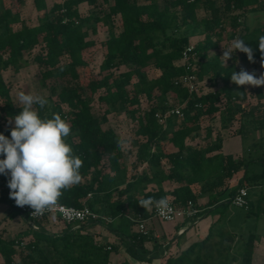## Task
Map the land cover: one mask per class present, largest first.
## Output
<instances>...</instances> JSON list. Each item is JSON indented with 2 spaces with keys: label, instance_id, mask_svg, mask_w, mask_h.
<instances>
[{
  "label": "trees",
  "instance_id": "obj_1",
  "mask_svg": "<svg viewBox=\"0 0 264 264\" xmlns=\"http://www.w3.org/2000/svg\"><path fill=\"white\" fill-rule=\"evenodd\" d=\"M25 1L0 0V133L11 138L14 123L10 124L9 120L22 111L12 97L4 71L17 68L26 53L39 48L34 59L44 71V77L71 78L64 86H52L51 94L44 96L48 104L40 110V116L50 119L53 114H60L69 122L71 134L67 142L83 160L81 181L63 191L57 203L89 207L112 221L130 213L136 220H148L152 216L151 210L141 207L138 201L166 197L161 189L147 191L149 184L156 183L161 188L165 181L180 183L184 193L177 195L174 202L179 206L187 205L190 200L196 204L192 185L207 179L227 180L243 170L238 187L222 204H232L237 190L246 187L247 209L250 213L255 212L251 192L264 186V171L254 170L255 164H264L263 142L248 146L250 154L258 147L262 150L255 158L248 156L236 161L232 155L212 154L217 148L213 144L215 133L211 126H204L203 121L222 114V105L227 101L225 113L229 118L235 113L239 115V135L243 142L250 134L264 131V117L248 107L252 90L231 82L232 73L241 69L239 62L251 65V72L255 74L260 70L258 37L264 35V23L254 26L249 20L264 13V0H52L51 6L48 0H33L42 23L14 30L13 26L22 20L15 13L13 4L22 7ZM83 4L100 7V10L96 15L85 17L81 13ZM201 9L207 13L203 18L199 15ZM116 17H119L117 21ZM98 24L107 27L109 39L104 43L101 72L90 76L86 86L82 80V70L88 67L85 53L92 46L88 40L90 30L96 33ZM228 26L231 40L244 39L245 44L254 49L255 63H250L247 55L239 51L227 65L219 56L211 57L212 52L220 49ZM194 38H197L195 42ZM191 44H194L193 54L198 59L195 69L198 80L210 76L214 83L222 82L215 91L190 92L187 87L176 84L188 73L181 59ZM148 71H153L152 78L147 76ZM87 91L92 96L99 94L98 101L107 106L136 107L131 109V117L137 121L135 134L145 141L140 147L135 169L142 163L161 169L165 161L168 170H160L157 174L147 171L130 174L125 164V149L116 147L117 139L122 136L111 127L105 128L110 110L95 115ZM254 91L259 100L264 99L261 89ZM169 94L184 106L183 116L171 115L162 123L157 114H164L172 107L165 101ZM142 97L148 103L144 109L140 107ZM200 131L204 133L202 141L188 144V139ZM168 147L174 150L167 152ZM8 179L0 178V204L12 207L14 199L9 196L10 189L1 187L8 184ZM209 200L211 205L219 204L213 195ZM204 214L197 213L196 219ZM34 223L39 230L30 227L33 237L23 246L21 240H4L0 236V256L4 264H18L15 261L18 254L22 257L21 264H111V255L118 251L114 244L101 242L87 232L89 226L99 222L79 227L65 224L64 229L54 232L51 228L58 224L47 219L34 220ZM101 224L123 236L128 258L120 264H133L131 260L151 263L165 255L167 248L163 249L158 242L153 241L152 251L146 248V243L153 240L151 232L149 235L138 231L125 234L113 229L111 222L101 221ZM217 224L211 225L204 239L169 256L164 264H253L256 244L262 237L251 232L241 242L237 233H229L225 242L216 243L221 250L217 256L210 246ZM238 252L242 256L240 261L235 256Z\"/></svg>",
  "mask_w": 264,
  "mask_h": 264
},
{
  "label": "rangeland",
  "instance_id": "obj_2",
  "mask_svg": "<svg viewBox=\"0 0 264 264\" xmlns=\"http://www.w3.org/2000/svg\"><path fill=\"white\" fill-rule=\"evenodd\" d=\"M50 6L53 4L52 0H48ZM105 7V6H104ZM101 7V8H104ZM13 8L16 14H19L21 17V23L14 25L13 29L16 30L20 27L24 26H37L42 23L40 20L41 14L36 10L33 0H26L24 6L20 7L17 3L13 4ZM100 10V7L94 8L91 5L83 4L81 6V13L85 17L96 15ZM200 18H203L207 15L204 10H199ZM119 17H116L115 20L117 21ZM250 23L254 26L258 24L264 23V13L260 14L259 17L252 19L250 17ZM97 28V32L94 33L90 30V36L88 38L89 41L92 42V46L86 51L85 58L88 62V67L82 70V80L85 82V85L88 83V79L90 76H97L101 72V67L105 58V45L104 43L109 39V32L107 27L103 24H98L95 26ZM230 33L231 28L227 29V34L221 43L224 47H228L230 41ZM195 42L197 38L193 39ZM222 45L217 52H212L211 57L215 58L219 56V58L223 55V48ZM39 52V48L32 52H28L23 57L20 65L15 69H7L4 71V76L11 88V94L15 101V103L19 104L18 102V92L24 91L25 93H31L32 95H41V96H48L51 94L52 86H64L71 78L68 77H51L47 78L44 77V71L38 66L35 62V55ZM65 62V60L63 61ZM239 67H244L251 73V65H248L244 62H239ZM259 72L256 74L257 77L261 73H264V68L261 67V63L259 65ZM147 76L152 78L153 71H148ZM87 86V85H86ZM222 86L221 81H217L214 83L212 77L208 76L205 77L202 81L199 82V93H208L211 91H215L218 87ZM247 90H252V97L249 99L248 107L252 110H255L259 113L260 116L264 117V99L259 100L257 95L255 94V89L259 88L264 92V86L254 87L251 85H246ZM102 93V92H101ZM158 93H161L160 91ZM87 94L90 98V102L93 107V112L95 115L102 114L106 109L110 110V115L108 117V123L105 125V128L111 127L113 128L119 135L122 137H126L130 139L131 143L124 147L125 149V164L130 174H142L143 171L153 172L156 173L154 167L149 166L147 163H142L139 165L138 169H135L134 164L138 157L140 156V147L145 141L142 137H137L135 131L137 129V121L131 117V109H136L134 106H125L122 107L120 104L116 107L114 106H107L103 103L98 101L99 94L91 95L90 92L87 91ZM168 105H171V108L180 107L183 110V105L179 104L178 100L175 99L174 95H167L165 99ZM227 101H225L222 105V114H217L212 120H204V126H213L215 128L220 129H227L226 134L231 136L239 135L240 130V122H239V115L235 113L233 117L229 118V115L225 113V109L227 108ZM148 105L147 99L145 97L141 98V108L144 109ZM170 108V109H171ZM217 130V129H216ZM219 130V129H218ZM221 134L224 137L223 133ZM217 133V139L214 142L215 147L220 148V143H222V138L219 137ZM253 136L246 139L243 142V149L244 155L248 158H255L262 153V150L258 147L254 153L250 154L247 148L254 142H263L264 145V131L253 133ZM192 140L195 141V137H191ZM174 149L172 147L167 148V152H171ZM150 150L149 152H152ZM264 151V150H263ZM249 153V154H248ZM4 157L0 158L3 159ZM164 167V166H163ZM162 168V167H161ZM254 170L258 173L264 171V164H255ZM0 178H9L4 175H0ZM228 183V185H227ZM239 182L237 183H230L228 180H223L221 183V190H218V196L220 198H225L229 200L230 192L238 187ZM228 186V187H226ZM2 188H8V184L1 185ZM149 187L153 188L149 185ZM222 192V193H221ZM263 194L261 197L260 195ZM200 195V194H199ZM201 196V195H200ZM198 195L194 196L196 199V208L202 212L203 209L207 208L211 203L208 198L205 197L203 200L202 205L198 203L197 197ZM251 201L254 205L255 212L250 213L247 208H238L233 204L226 206L225 204H220L214 207L211 211L207 212L204 211V215L199 218L202 219L200 229L205 231V233L201 236L198 240L204 239L208 233L209 229L212 224L218 222L216 227L213 229L214 240L210 244L214 253H217L219 256L221 253L220 247L216 246V243L225 242V239L229 233H237L238 239L244 240L246 239L251 232H255L262 237V241L256 244V257H255V264H264V186L262 188H254L251 192ZM227 202V201H226ZM8 208V207H7ZM19 213L17 211H9L7 213L6 220H9L8 223L0 221V236L4 240H21L23 245L27 244L33 237V233L30 231V227L28 224L24 223L22 219H20ZM131 225H136V218L134 217L133 213L127 215ZM198 220V219H197ZM167 223V222H166ZM165 222L157 219V224L159 228L161 226L166 227L167 224ZM185 223L193 224L192 221L185 220ZM60 225H65V223H60L56 225V227L51 228V232L59 231L58 227ZM195 225V223H194ZM193 225V226H194ZM125 232V231H123ZM93 233V232H92ZM95 235V232H94ZM21 245V246H23ZM232 245V244H231ZM233 246V245H232ZM18 250H20L18 248ZM171 256V254H166L162 257V263L164 264L166 259ZM236 257L241 260L242 256L240 252L235 254ZM115 259L111 264H120L119 258ZM15 261L18 264L22 263L21 254L15 256ZM0 264H4L3 257L0 256Z\"/></svg>",
  "mask_w": 264,
  "mask_h": 264
},
{
  "label": "clouds",
  "instance_id": "obj_3",
  "mask_svg": "<svg viewBox=\"0 0 264 264\" xmlns=\"http://www.w3.org/2000/svg\"><path fill=\"white\" fill-rule=\"evenodd\" d=\"M258 47L264 68V35L258 37ZM222 48L220 59L225 65L237 51L255 63L254 49L244 39L235 38L228 47L222 45ZM231 82L238 87L264 86V73L257 77L255 72L241 67L239 72L232 73ZM18 102L22 111L9 120L10 124L14 123L11 138L0 133V155L4 156L0 159V175L9 177V196L17 206L28 205L33 210L32 216L43 215L57 205L63 191L79 184L83 160L67 142L71 134L69 122L60 114H53L50 119L40 116V110L48 104L45 97L20 91ZM130 143V139L120 137L116 147L123 151ZM138 204L147 211L155 209L166 216L173 211L167 197H148L140 199Z\"/></svg>",
  "mask_w": 264,
  "mask_h": 264
},
{
  "label": "crops",
  "instance_id": "obj_4",
  "mask_svg": "<svg viewBox=\"0 0 264 264\" xmlns=\"http://www.w3.org/2000/svg\"><path fill=\"white\" fill-rule=\"evenodd\" d=\"M211 127L213 128L214 133H215L214 134V140L217 139V136H218L217 133L218 134L219 133L224 134V137H222L221 134H219V137L222 138V143H220V148L219 147L215 148V150L212 154L221 153L223 155H232L236 161L243 159V158H246V156L244 155L245 152L243 149V140H242V137L240 135L231 136V135L226 134L227 129L225 130V129L215 128L213 126H211ZM203 136H204V133L202 131H200L199 133L193 135V137H195V141L192 140V138H189L187 143L192 144V145L197 144V143L202 141ZM250 136L252 137L253 135L250 134L248 136V138ZM160 170H163V171L168 170V166L166 165L165 161H163L161 169H160V167L155 169V171H156L155 174H157ZM243 175H244V171L242 170V171L234 174L232 178L227 179V180L230 183L235 184V183L240 182L242 180ZM223 180H225V179L214 178V179H207L204 181H200L199 183H196V184L191 186L192 195L193 196H196V195L200 196L201 195L200 197H197L198 203L200 205L205 203V202H203L205 197L210 199V196L213 195L214 197H216L219 200V204H217V205H220L223 202L227 201V199H225V198H220L218 196V193H217L218 190H221L220 186H221V183ZM227 180H225V181H227ZM149 185L152 186L153 188L149 187ZM149 185H148L147 191H159L161 189L162 192L169 199H175L177 197V195H182L184 193L183 192L184 186L180 183H177V182L165 181L162 183L161 188H159V186L156 183H152ZM227 185H228V183H227ZM226 187H228V186H226ZM258 188H261V187H258ZM202 191H205V193H201ZM217 205H211L210 204L207 208L203 209L202 212H204L205 210H207V212H209L214 207H216ZM9 211L12 212V211H14V209L9 205L0 204V221L1 222H3L4 220H5V223L9 222V220H6L7 213H9ZM17 217L22 219L24 221V223L27 224L25 217H23V216H17ZM201 220L202 219H200V220L198 219L197 222L195 223V225L194 224L189 225L188 223H185L181 220H178L176 222H170V223L165 222L167 224V226L166 227L161 226L159 228V226L157 224V219L151 216L147 220L146 223H147V227L149 228V230L152 234L153 240L146 243V248L149 249L150 251H152L154 248L153 241H155V242H158L159 244H161L163 249H165V247H166L168 254L177 255V254L181 253L189 245H191L194 242H197L201 238V236L205 233V231H202L200 229V226L202 224ZM111 226L113 229H117L119 231H125L124 232L125 234H131L133 232L138 231V225L137 226L131 225V222L129 221L127 216L111 221ZM183 227H186V230L184 231V233L179 234V230H181ZM62 229H64V225H60L58 227L59 231H61ZM87 232L89 234H92V235H94V232H95L94 236L97 240L104 242V243L114 244L115 246H117V250H118L117 253H113L111 255V262L112 263H113L114 259L116 262L117 261L116 259L119 258V261L121 263L122 261H124L128 258L127 254L125 252V249H124L122 238H121L123 236L117 234L116 232H113L106 225L96 224V225L89 226L87 229ZM161 250H159V251L161 252ZM255 257H256V255H255ZM255 257H254L253 264L256 263ZM131 262L133 264H161L162 263V256H160V258L158 257V259H155L151 263H145V262L141 263V262H136L134 260H131Z\"/></svg>",
  "mask_w": 264,
  "mask_h": 264
},
{
  "label": "built area",
  "instance_id": "obj_5",
  "mask_svg": "<svg viewBox=\"0 0 264 264\" xmlns=\"http://www.w3.org/2000/svg\"><path fill=\"white\" fill-rule=\"evenodd\" d=\"M194 44H191L186 50L183 52V56L181 59V64L186 67L188 71L187 74L181 76L176 84H181L184 87H187L190 92L199 93V80L197 74L195 72L196 62L198 61L197 57L194 53ZM171 115L183 116L182 109L180 107L168 109L164 114L161 112L157 114L160 122L164 123L166 118ZM91 195H89L90 197ZM168 199V202L173 209V211L166 215H162L158 213L155 209L151 210L152 217L162 221V222H176L181 220L185 222V220L192 221V223H196V214L200 211L196 208V205L193 201H188L187 205L179 206L177 205L173 199ZM232 204L238 208H247L248 207V189L246 187H241L237 190L236 194L231 199ZM12 207L17 210L23 216H26V221L29 227L34 230H39V226L34 223V220L38 219H47L52 224H72L75 226H81L83 224H89L92 222L101 221L105 223H109L112 219L102 217L98 213L93 212L89 207L84 208H76L72 206H67L65 204L57 203L56 206H53L50 210L46 211L43 215L32 216V209L30 206L25 205L23 207H19L16 205L15 200L12 203ZM170 217V218H169ZM138 225V232L149 235L150 230L147 227V220H136ZM186 227H183L179 230V234L184 233ZM20 245H23L21 243ZM166 248V247H165ZM167 253V249L165 250V255Z\"/></svg>",
  "mask_w": 264,
  "mask_h": 264
}]
</instances>
